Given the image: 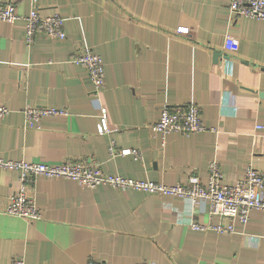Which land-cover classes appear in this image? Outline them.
<instances>
[{
    "label": "crops",
    "instance_id": "0c3cea01",
    "mask_svg": "<svg viewBox=\"0 0 264 264\" xmlns=\"http://www.w3.org/2000/svg\"><path fill=\"white\" fill-rule=\"evenodd\" d=\"M0 1L18 14L33 4L57 11L65 31L62 39L36 34L27 44L22 20H0V104L10 110L0 120L3 159L97 161L106 173L168 185L191 174L205 183L212 159L225 183L248 166L264 169V129L257 127L264 125V20L234 15L226 0ZM83 48L102 58L99 89L71 61ZM187 104L199 107L206 129L164 135L151 129L164 106ZM25 105L69 114L28 128ZM102 117L116 129L98 133ZM133 149L140 158L119 153ZM16 176L0 168V209ZM29 194L40 218L0 211V264H264L259 210L245 224L234 220L232 232L218 233L190 223L227 225V218L178 196L44 176Z\"/></svg>",
    "mask_w": 264,
    "mask_h": 264
},
{
    "label": "built area",
    "instance_id": "2783aa9c",
    "mask_svg": "<svg viewBox=\"0 0 264 264\" xmlns=\"http://www.w3.org/2000/svg\"><path fill=\"white\" fill-rule=\"evenodd\" d=\"M36 0H32L35 2ZM230 12L250 18L264 20V0H226ZM0 20L24 22V38L30 44L36 34L49 38L62 39L65 37L63 18L57 11L51 13L41 12L33 4L26 14L15 12L12 3L0 1ZM177 30L185 32L186 27ZM226 45L230 38H227ZM74 64L87 70L89 79L95 89L104 84V67L102 58L89 48H83L71 57ZM9 108L0 104V120L9 112ZM21 112L25 127H39L41 119L48 116H66L68 110L55 106L25 105ZM264 129V125L257 126ZM116 128L108 126L105 117L97 125L98 133L112 132ZM153 131L164 135L168 132L190 134L206 129L200 118V109L196 104L184 106H164L159 118L151 125ZM110 154L117 152L113 142L108 146ZM119 153H131L140 158L139 150H119ZM0 168L16 172V186L7 196L0 211L5 214L19 216L27 220L38 219L41 216L34 198L29 194V188L34 184L35 178H68L86 187H95L107 184L122 190L135 189L159 196H178L187 199L191 205L198 201L207 203L209 213L225 217L229 220L227 225L203 224L192 219L190 226L197 230L212 229L218 233H228L234 230V220L245 224L249 212L253 209L264 212V169L248 166L244 175L233 183L222 182L221 171L216 160L212 159L207 165L208 175L205 183L200 181L196 174H191L185 182L163 184L149 179H135L118 174L106 173L97 161L85 162L82 160H63L57 164H46L26 160H11L0 157ZM9 264H26L21 259H15ZM88 264H108L106 262H89ZM135 264V263H130Z\"/></svg>",
    "mask_w": 264,
    "mask_h": 264
},
{
    "label": "water",
    "instance_id": "95a60500",
    "mask_svg": "<svg viewBox=\"0 0 264 264\" xmlns=\"http://www.w3.org/2000/svg\"><path fill=\"white\" fill-rule=\"evenodd\" d=\"M219 55H220L219 52H214L213 53V60L216 61V59L218 58Z\"/></svg>",
    "mask_w": 264,
    "mask_h": 264
}]
</instances>
